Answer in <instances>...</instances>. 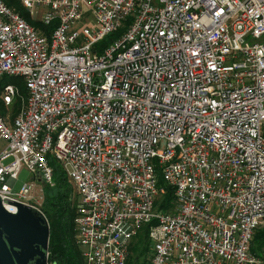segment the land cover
<instances>
[{
	"label": "built area",
	"instance_id": "1",
	"mask_svg": "<svg viewBox=\"0 0 264 264\" xmlns=\"http://www.w3.org/2000/svg\"><path fill=\"white\" fill-rule=\"evenodd\" d=\"M18 5L46 31L0 0L2 211L41 213L51 159L83 264H127L150 222L144 264H262L264 0Z\"/></svg>",
	"mask_w": 264,
	"mask_h": 264
},
{
	"label": "trees",
	"instance_id": "2",
	"mask_svg": "<svg viewBox=\"0 0 264 264\" xmlns=\"http://www.w3.org/2000/svg\"><path fill=\"white\" fill-rule=\"evenodd\" d=\"M3 2L9 9H15L16 11L18 9V14L23 21L36 29H43L46 31V29L42 28L37 21L28 18L27 12L18 5V0H3ZM117 34L118 32L109 35V37L101 41L99 45H106L109 40ZM5 83L13 84V81L2 79L0 80V87ZM48 167L52 171V177L50 179L52 186L42 185V203L39 207V211H41L44 216V221L48 226L49 232L47 236L48 245L46 248V264H81V254L79 251H76L73 237L74 228L72 220L74 218L75 202L71 195V187L65 180L63 170L56 166L53 160L49 159ZM156 179L157 186L161 188L162 194L157 203L154 204V207L161 211H167L171 208L170 203L172 200V192L170 191V188L165 186L163 180L160 179L159 174L156 175ZM149 224H153V222H150ZM149 224L142 227L140 231H138V234H136L135 241L129 248L131 256L127 258V264L145 263L144 259L147 252L146 230ZM249 244V255L257 257L262 263H264L262 257L264 250V231L262 229L255 230L253 238ZM138 260H141V262Z\"/></svg>",
	"mask_w": 264,
	"mask_h": 264
},
{
	"label": "water",
	"instance_id": "3",
	"mask_svg": "<svg viewBox=\"0 0 264 264\" xmlns=\"http://www.w3.org/2000/svg\"><path fill=\"white\" fill-rule=\"evenodd\" d=\"M44 220L24 205H17L14 214L4 213L0 203V264H46L49 232Z\"/></svg>",
	"mask_w": 264,
	"mask_h": 264
},
{
	"label": "rangeland",
	"instance_id": "4",
	"mask_svg": "<svg viewBox=\"0 0 264 264\" xmlns=\"http://www.w3.org/2000/svg\"><path fill=\"white\" fill-rule=\"evenodd\" d=\"M12 11H15V12H19V10L17 9V11L15 10V9H11ZM20 105L18 104V107H19ZM2 110V108H0V111ZM11 110H12V112H11V114L13 115L15 112H16V108H11ZM260 133L261 134H263L264 135V124H263V127L261 128V131H260ZM29 180H30V176L28 175V172L27 171H25V170H20V173H19V175H18V177H17V181L15 182V187H14V190L15 191H17L18 189H19V187H20V184L21 183H24V182H29ZM73 200H74V197H73ZM76 248V247H75ZM76 251H79V249L78 248H76ZM80 252V251H79ZM262 257H263V261H264V250H263V253H262ZM139 262H141V260H138ZM143 263V262H142ZM81 264H83L82 262H81ZM262 264H264V263H262Z\"/></svg>",
	"mask_w": 264,
	"mask_h": 264
},
{
	"label": "crops",
	"instance_id": "5",
	"mask_svg": "<svg viewBox=\"0 0 264 264\" xmlns=\"http://www.w3.org/2000/svg\"><path fill=\"white\" fill-rule=\"evenodd\" d=\"M4 148V145L0 143V151Z\"/></svg>",
	"mask_w": 264,
	"mask_h": 264
}]
</instances>
